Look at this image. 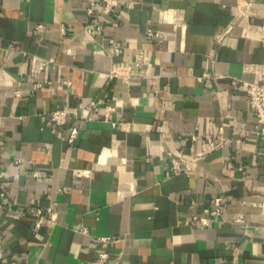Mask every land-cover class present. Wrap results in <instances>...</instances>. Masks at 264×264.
Here are the masks:
<instances>
[{
    "label": "crops",
    "instance_id": "1",
    "mask_svg": "<svg viewBox=\"0 0 264 264\" xmlns=\"http://www.w3.org/2000/svg\"><path fill=\"white\" fill-rule=\"evenodd\" d=\"M237 1L119 0L104 21L87 0H0V264H264V139L233 78L264 65V0ZM139 48L147 75H106ZM91 99L69 144L49 112Z\"/></svg>",
    "mask_w": 264,
    "mask_h": 264
},
{
    "label": "built area",
    "instance_id": "2",
    "mask_svg": "<svg viewBox=\"0 0 264 264\" xmlns=\"http://www.w3.org/2000/svg\"><path fill=\"white\" fill-rule=\"evenodd\" d=\"M86 13L89 16H93L96 13L102 16L104 21H108L119 4V0H87ZM252 0H238L237 8L240 13H248L250 10ZM40 25V24H39ZM95 29L101 28V23L96 22ZM91 29V28H88ZM61 32H65V26L61 25ZM147 34H152L151 28L147 29ZM114 53L119 52L118 47H114L112 50ZM47 60H52V57H48ZM150 62L148 55L142 48L135 51L133 58L131 59H118L112 62L110 68L105 72L110 78H120L124 81H129L132 78L142 77L148 74L147 65ZM250 67H254L256 75L253 79H239L236 77L234 81L240 83L243 90L247 93L249 98L250 107L256 114V119L259 124L258 132L264 139V65H253L249 63ZM42 67L39 64L35 67L38 71ZM63 82L69 84L71 81L69 78L63 79ZM39 82H35L34 86L39 85ZM96 106L95 100L91 99L87 103H78L75 107L63 106L59 108L51 109L49 112V119L53 123L54 127H67V132L64 136L69 144L74 142L75 137L78 134V126L75 123L68 124L69 118L79 119L85 118L84 110L93 108ZM115 108L114 103H106L103 107L104 120L110 121L111 124H115V119L112 118V110ZM87 118H90L88 116ZM129 121L127 125H129ZM210 142L213 143L212 139ZM173 167L178 168L177 161L173 162ZM3 170H0V177L3 175ZM225 202V197L221 194L212 196L208 203H206L199 213H192L191 218L202 225H207L210 222L212 216L221 214L222 205ZM38 216L35 219L34 226L37 227L42 219L43 213L40 209L36 210ZM98 240H108L109 236H99ZM4 254L3 244L0 239V257ZM97 257L101 260H106L109 257V251L106 248L99 249ZM12 264H16L13 262Z\"/></svg>",
    "mask_w": 264,
    "mask_h": 264
}]
</instances>
